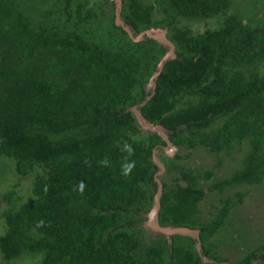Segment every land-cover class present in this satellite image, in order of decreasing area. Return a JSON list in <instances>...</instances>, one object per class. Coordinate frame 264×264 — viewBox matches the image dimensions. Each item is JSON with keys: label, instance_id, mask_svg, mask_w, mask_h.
Segmentation results:
<instances>
[{"label": "trees", "instance_id": "trees-1", "mask_svg": "<svg viewBox=\"0 0 264 264\" xmlns=\"http://www.w3.org/2000/svg\"><path fill=\"white\" fill-rule=\"evenodd\" d=\"M231 3L122 0L121 18L135 34L168 28L175 45L176 56L147 90L168 48L152 37L135 40L109 0H0V158L12 162L14 175L33 174L27 196L16 185L3 194V259L223 264L203 261L192 236L148 239L139 224L158 191L154 149L168 143L145 132L131 108L165 127L177 147L231 154L247 141L243 166L217 189L264 179V25L245 22ZM221 14L218 28L199 33L177 23ZM178 169L187 184L162 182L159 221L198 229L203 254L218 259L210 239L231 203L202 221L206 190L192 169ZM238 264H264V244Z\"/></svg>", "mask_w": 264, "mask_h": 264}, {"label": "rangeland", "instance_id": "rangeland-1", "mask_svg": "<svg viewBox=\"0 0 264 264\" xmlns=\"http://www.w3.org/2000/svg\"><path fill=\"white\" fill-rule=\"evenodd\" d=\"M143 1L146 4L155 2V0ZM231 1L230 12L239 13L244 21L251 25H264V0ZM109 2L116 8V0H109ZM154 16L161 18L164 17V13L156 9ZM222 19L223 14L202 19L179 17L177 23L180 26L190 27L194 33H199L209 27L218 28L222 24ZM109 24V20L106 21L105 25ZM161 31L163 36L168 39V28L161 29ZM150 88L151 86L147 85L146 89L150 90ZM131 110L137 116L139 107H132ZM138 122L145 132L151 130L143 125L139 119ZM219 123L221 122L217 124ZM248 151L247 141L236 145L235 151L231 154L225 152L216 154L207 150L201 144L194 147L187 145L183 147L162 146L156 149L155 157L162 167L161 175L158 176L161 182L171 183L179 178L186 185L187 182L184 181L178 169L179 165H182L185 169H192L197 175L198 185L206 190L205 196L199 203V215L202 221L213 219L227 200L231 203V210L224 226L210 239L212 252L217 254L218 259L203 254L201 245L199 242L197 244L203 261L238 264L246 254L256 251L264 244V179L256 184L243 182L225 185L222 191L213 186L215 182L231 177L234 172L239 170L243 166V159ZM177 154H179V157H177ZM167 158H170L173 162L170 161L167 164ZM207 172H211L212 175L207 177ZM32 179L33 174L27 176L14 175L12 162L7 158H0V235L5 230L2 213L8 206V203L3 199L5 190L16 185L21 194L27 196L30 192ZM239 193H244L242 200H239ZM145 214L146 218L139 224L146 229L148 239H152L154 235L159 234L154 231L155 228L151 227L149 224L150 218L147 213ZM0 264H30V260L26 258L23 261L8 262L3 259L0 253Z\"/></svg>", "mask_w": 264, "mask_h": 264}, {"label": "water", "instance_id": "water-1", "mask_svg": "<svg viewBox=\"0 0 264 264\" xmlns=\"http://www.w3.org/2000/svg\"><path fill=\"white\" fill-rule=\"evenodd\" d=\"M116 2H117V4H116V22L118 25L123 26L131 34V36L135 40L147 39L148 37H152V38L157 39L161 44H163L164 46H166L168 48L165 56L162 58V60L159 63L158 72H156L152 76L150 82L147 84V85L151 86L150 89L154 90L156 87L155 80L158 77L159 72L161 71L164 63L167 60L172 59L176 56L175 45L169 38L167 39V38H165V36H163L161 29H166V28L151 27L149 29H146L144 31H141V32H138L135 34L134 31L132 30L131 26L126 25L124 20L121 18L122 0H116ZM150 97H151V95L148 96L147 99H149ZM147 99L142 104H144L147 101ZM137 106L138 105H136L134 107H137ZM137 112H138L137 117L142 122L143 125L147 126L151 130L157 131L167 141V143H168L167 146L174 147L172 142L169 140L168 130L165 127H163L162 125H156V124H153V123L147 121L144 118V116L141 114L140 109ZM165 133H167V134H165ZM155 155H156V149H154L153 158H154L156 164L159 166V170L156 173V179L158 181V191L155 194L154 204H153L152 209L149 212H147V215L150 218L149 224L151 225L152 228H155L154 231L156 233L165 235L169 239V242L172 241L171 237L173 234H183V235L192 236L193 238L197 239L199 244L201 245V242L199 241V230L198 229H193V228H189L186 226H163V225H161V223L159 221V215L158 214H159V209H160V198L162 195L163 185H162V182L159 180L158 176L161 175V168L162 167H161L160 163L156 160ZM198 242H197V244H198Z\"/></svg>", "mask_w": 264, "mask_h": 264}, {"label": "clouds", "instance_id": "clouds-1", "mask_svg": "<svg viewBox=\"0 0 264 264\" xmlns=\"http://www.w3.org/2000/svg\"><path fill=\"white\" fill-rule=\"evenodd\" d=\"M172 144H173V143H172ZM173 145H174V144H173ZM166 146H167V145H166ZM174 147H177V146L174 145Z\"/></svg>", "mask_w": 264, "mask_h": 264}]
</instances>
